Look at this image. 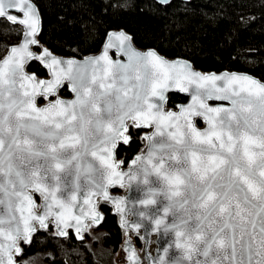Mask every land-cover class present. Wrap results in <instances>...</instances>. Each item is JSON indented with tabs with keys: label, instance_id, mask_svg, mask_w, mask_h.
Masks as SVG:
<instances>
[{
	"label": "snow or ice",
	"instance_id": "6c2138e0",
	"mask_svg": "<svg viewBox=\"0 0 264 264\" xmlns=\"http://www.w3.org/2000/svg\"><path fill=\"white\" fill-rule=\"evenodd\" d=\"M0 18L24 28L22 43L0 61V264H17L13 254H22L20 241L32 242L33 221L47 229L46 221L54 218L58 235L67 236L65 229L72 227L83 239L85 221L103 220L93 198L108 201V187H123L126 177L143 193L134 204L156 206L151 214H133L148 219L154 231L174 232L175 246L190 264H264V83L248 75H202L155 51L140 53L123 31L109 33L104 53L82 63L61 61L47 49L37 56L29 50L39 43L41 24L32 0H0ZM113 40L120 42L127 64L109 60ZM33 59L44 63L52 80L37 83L24 73ZM65 80L75 100L36 107V96L56 95ZM192 86L191 104L179 113L163 110L165 91ZM207 99L227 100L231 107H209ZM194 116L203 117L205 130L196 128ZM126 120L154 131L143 137L147 154L121 172L123 162L114 161L113 150L118 141L129 142ZM30 190L44 199L40 215L33 212ZM112 203L124 213V200ZM134 257L133 252L129 259L136 264ZM171 264H181V258Z\"/></svg>",
	"mask_w": 264,
	"mask_h": 264
},
{
	"label": "trees",
	"instance_id": "16d2710c",
	"mask_svg": "<svg viewBox=\"0 0 264 264\" xmlns=\"http://www.w3.org/2000/svg\"><path fill=\"white\" fill-rule=\"evenodd\" d=\"M32 2L41 20L39 44L55 54L77 58L95 54L109 31L123 30L136 47L155 49L167 58L186 59L200 71H243L264 82V0H191L167 5L152 0ZM20 34L18 25L0 19V59L18 42ZM26 69L39 78L47 77L45 67L36 60ZM58 94L70 96L66 85ZM185 100L172 93L166 105L175 109ZM37 101L43 103L45 99ZM196 124L202 122L197 119ZM146 130L128 127L129 142L116 148V158L123 166L144 147ZM99 208L103 220L90 227L81 240L72 232L59 237L49 224L32 236L30 244L21 241L20 264L32 256H40L48 264H116L123 231L110 206L100 204Z\"/></svg>",
	"mask_w": 264,
	"mask_h": 264
},
{
	"label": "water",
	"instance_id": "95a60500",
	"mask_svg": "<svg viewBox=\"0 0 264 264\" xmlns=\"http://www.w3.org/2000/svg\"><path fill=\"white\" fill-rule=\"evenodd\" d=\"M156 3H158L159 5H164V4H161L158 2V0H152ZM172 1H179V2H182V3H188L190 2L191 0H170V2ZM169 2V3H170ZM168 3V4H169ZM12 14H15V15H20L18 13H15L13 12ZM0 19H4V18H0ZM6 20V19H4ZM7 21V20H6ZM41 21V20H40ZM8 22V21H7ZM10 23V22H9ZM18 25L20 28H21V34H20V38L18 40L17 43L15 44H12L8 47L5 55L3 56V58L0 59V61H2L10 52V49L11 47H14V46H19L22 41H23V31H24V28L22 25H19V24H16ZM40 28H41V24H40ZM123 30H117V31H109L108 34L106 35V38L103 42V45L101 47V49L95 53V54H90V55H87V56H84L82 58H77V57H73V56H63V55H58V54H55L53 52H51L48 48L44 47V46H41L39 43L37 45H30L29 46V50L31 52H33L34 55H42L43 54V50L44 49H47L50 53H51V56L52 57H55L61 61H66V60H75L77 61L78 63H82L83 61H85L87 58H96V57H100L103 53H104V50H105V45L108 43V40H109V33H119ZM126 35L130 36L128 33H126L125 31H123ZM131 37V36H130ZM36 39L38 40V35L36 37ZM39 42V40H38ZM128 42L126 41L125 44H127ZM131 43V46L138 52L140 53H146L150 50L152 51H155L160 57H162L164 60L168 61V62H186L188 63L190 66H191V69L192 71H195V72H198L202 75H217V76H222L224 74H237V75H248V76H251L253 77L254 79L260 81L261 83H264L261 79H259L258 77L248 73V72H243V71H227V70H222V71H200L199 69H196L195 67H193V65L191 64L190 61L186 60V59H183V58H167L165 57L164 55L160 54L158 51H156L155 49H152V48H149V49H141V48H138L134 45V43L132 42V39L130 41ZM37 47V49H36ZM120 42L119 41H116V40H113V47H110L107 49V55H108V58L109 60L114 64V65H117V64H127L128 63V58L126 55H124V53L120 50ZM51 57H45V60H50ZM35 60V59H33ZM32 61V60H27L25 65H24V73L26 75H29V76H34L35 77V82H39L41 80L47 82V81H50L52 80V75H51V72L50 70L44 66V63H42L40 60H36L38 62H40L46 69L47 71V77H44V78H38L37 76H35L34 74H32L31 72L27 71L26 69V66L27 64ZM104 62L101 61V65H103ZM99 67V66H98ZM67 85V89L68 91L70 92L71 96L70 97H67V98H63V97H60L58 95V90L63 86V85ZM217 84L219 86H223L224 85V82L223 81H217ZM194 86L190 87L189 88V91L187 92H182L180 91L179 89H177L176 87H172V88H169L167 91H165L164 95L166 97V100L165 102H163V110L165 112H168V111H172V112H175V113H179L181 108L182 107H187L189 104L192 103V90H193ZM172 93H176V94H179L181 96H183L186 100L180 104H178L177 108L176 109H172V108H168L167 105H166V102H167V99H168V96ZM38 98H44L43 96H36L35 98V103H36V107L37 108H43V107H46L50 102H54L56 99H61L63 101H72V100H75L76 98V94L71 90V87H70V83L69 81L65 80L63 82V84L57 88L56 90V95H49L48 98H52L50 101L46 102V103H43V104H38L37 103V99ZM153 102L157 103V104H160L161 102L156 98V97H153L152 98ZM209 107H224V108H229L231 107V104L229 101L227 100H216V99H207L204 101ZM199 119L201 122H202V125L201 126H198L196 124V120ZM192 122L195 124L196 128L200 131H203L207 128V123L204 121L203 117H200V116H194L192 117ZM126 125H128L129 123H133L131 120H126ZM154 131V126L153 127H150L149 128V131L147 134H150L151 132ZM120 143H123V141H118L117 142V145L120 144ZM147 145H148V141L145 140V146L144 148L139 152L137 153L130 161L129 163L127 164V166L125 168H121L119 167L118 171H121V172H128L130 168H134L135 166L132 164V161L137 157V156H141V155H146L147 154ZM117 148V146H116ZM116 148L113 150V155H114V161L119 163L118 160H116ZM89 159H91L89 157ZM81 184L83 185L84 184V181L83 179L81 180ZM114 187H117V188H125V193L124 194H114L111 192V189L114 188ZM141 188H143L144 186L143 185H140ZM136 188H137V181H133L131 183V187L129 186V183L127 182V177L125 178V184L123 187H121L119 184H116V185H110L108 187V193H109V197L110 199L108 201H105L103 199L102 196H96L93 198V202L95 203L96 205V208H97V211L102 215V212L99 208V205L100 204H107L109 205L111 208H112V211L113 213L118 217V222H119V226L120 228L123 230V232H125L126 234H131L133 236H137L142 242H143V245H144V248H143V251H144V255H143V258L138 254V252L136 251V249L131 246V244L129 243V241H126L123 245V249L126 253V260H127V264H133V260H130L129 259V256L131 255V253H135V262L136 264H159V261H160V258L162 257L163 260H164V264H171V260L174 259V258H181V264H190L189 261L183 259V251L182 249H178L176 248L175 246V234L174 232H169V233H164L163 231V228H161L159 231H154V225L146 218L144 217H139L137 215H134L133 213L137 212V211H145L146 213L148 214H151L155 207L156 206H148V208H144V206L136 203L134 204L133 201L135 200H139L141 198H143V193L142 192H137L136 191ZM29 195H31L35 201V205L37 206V200L35 198V196H38V208H36V206L33 208V212L37 215H40L42 214L43 212V209H42V205L44 204V199L42 196H40L38 193H36L35 191H29ZM58 195H61L60 193H58ZM84 195V192L82 191L81 193L78 194L79 197H81V199L78 200V207L83 203L82 201V197ZM115 199H121V200H124L125 201V204H124V213L123 214H120L116 211V207H115V204L112 203V200H115ZM157 199L159 200H162L163 198L162 197H158ZM166 203V201H165ZM84 207H87L86 205ZM0 212H3V208L2 206H0ZM160 215H163L162 212L159 213ZM123 220H127V224L128 226H124L123 224ZM137 221L140 222V224L142 225L138 230L131 227V225L135 224ZM172 221V216L171 214L167 217V222L168 223H171ZM101 222V221H100ZM34 227L36 228V231L33 233V235L38 231V230H43L44 228H40L38 222H35L33 221L32 222ZM46 223L48 224H53L54 225V231L56 233L57 236L59 237H65V236H60L58 235V229L56 227V224H55V220L54 218H49ZM70 223H73L74 224V221H71ZM86 224H88V228L86 230H84L82 232V235L84 236V234L88 231V229L90 228V226H97V225H94L91 223L90 220L88 221H85ZM67 232H72L74 237L77 239V240H81L79 238H77V235H76V232H75V228H68V229H65ZM32 235V236H33ZM151 245H155L154 249H152L151 251ZM165 249H167V253H165ZM14 255V259L16 260V256L15 254ZM199 259H203V257H198Z\"/></svg>",
	"mask_w": 264,
	"mask_h": 264
},
{
	"label": "rangeland",
	"instance_id": "374dc122",
	"mask_svg": "<svg viewBox=\"0 0 264 264\" xmlns=\"http://www.w3.org/2000/svg\"><path fill=\"white\" fill-rule=\"evenodd\" d=\"M48 100L49 99L47 98V99H45L44 102H48ZM132 124L133 123H129L128 126H132ZM147 131L148 130H146V132ZM121 166L124 167L123 164H121ZM111 192L114 193V194H121L123 191H122V189H117L115 192L112 191V190H111ZM35 198L37 200V206H36V208H38V202H39L38 199L39 198L37 196H35ZM136 238H138V237L137 236H133L131 234H126L125 232H123V241H122V244H121V246H120L119 250L117 251V253L115 255V258H114L116 264H127V260L125 258L126 253H125V251L123 249V245H124V243L126 241H129V243L131 244V246H133L136 249V251L138 252V254L143 258V255H144V251H143L144 245H143V242L138 238L139 243L137 244L136 243V241H137ZM20 242H19V246H20ZM154 247H155V245H151L150 248L153 249ZM143 260H144V258H143ZM16 261H17V264H20L19 256H16ZM22 262H23V264H48V263H44L40 256L28 257V258L24 259V261L22 259Z\"/></svg>",
	"mask_w": 264,
	"mask_h": 264
},
{
	"label": "bare ground",
	"instance_id": "6f19581e",
	"mask_svg": "<svg viewBox=\"0 0 264 264\" xmlns=\"http://www.w3.org/2000/svg\"><path fill=\"white\" fill-rule=\"evenodd\" d=\"M198 124H199V122H198ZM154 249V248H153ZM152 250V249H151Z\"/></svg>",
	"mask_w": 264,
	"mask_h": 264
}]
</instances>
